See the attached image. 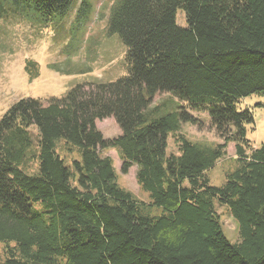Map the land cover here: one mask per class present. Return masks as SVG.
I'll use <instances>...</instances> for the list:
<instances>
[{
    "label": "trees",
    "instance_id": "16d2710c",
    "mask_svg": "<svg viewBox=\"0 0 264 264\" xmlns=\"http://www.w3.org/2000/svg\"><path fill=\"white\" fill-rule=\"evenodd\" d=\"M74 1L0 0V18L49 26ZM91 7L83 1L87 15ZM107 35L127 48L126 75L22 98L0 119V264H264V143L249 140L255 119L241 106L264 95V0H116ZM25 72L33 82L40 66L28 59ZM162 93L170 98L155 103ZM192 112L209 115L220 143L179 132L199 122ZM110 117L121 134L105 139L96 121ZM171 134L178 154L167 152ZM230 143L234 167L211 185L207 172ZM111 147L123 173L137 165L149 204L119 185L100 151ZM215 200L236 219L239 241L225 234Z\"/></svg>",
    "mask_w": 264,
    "mask_h": 264
},
{
    "label": "rangeland",
    "instance_id": "374dc122",
    "mask_svg": "<svg viewBox=\"0 0 264 264\" xmlns=\"http://www.w3.org/2000/svg\"><path fill=\"white\" fill-rule=\"evenodd\" d=\"M83 1H89L92 5L88 15V9H82ZM115 1L75 0L65 16L49 26L32 24L15 14L0 18V119L22 98L46 100L53 96L62 97L78 84L113 82L128 73L125 60L127 48L117 35H107L110 10ZM177 23L181 26L186 24L182 10L177 12ZM78 38L82 41L79 51L68 54L69 44H78ZM28 59L36 61L40 66V77L33 82H29L25 72ZM51 65H56L64 72H71H59L51 68ZM169 98L170 95L162 93L154 101L159 103ZM241 106L249 107L253 112L255 122L249 127L248 138L254 147H258L264 143V95L249 96L241 102ZM192 114L199 122L195 125L183 123L179 132L194 143H220L221 139L211 127L209 115L197 112ZM96 126L105 139H114L121 134L119 125L112 117L97 120ZM100 151L103 156L113 160L119 185L149 204L148 193L141 189L137 181V165L123 173L117 148ZM167 152L179 153L172 134L169 136ZM59 154L68 161L77 157L76 151L70 154L62 146ZM235 157V144L230 143L227 157L207 172L211 185L221 186L225 182L227 170L234 167ZM215 204L225 234L233 242L239 241L236 219L225 205H220L217 200Z\"/></svg>",
    "mask_w": 264,
    "mask_h": 264
}]
</instances>
